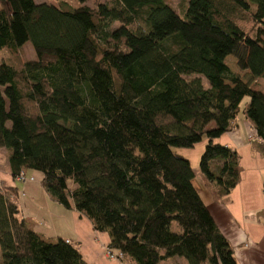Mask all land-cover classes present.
Listing matches in <instances>:
<instances>
[{
  "label": "trees",
  "instance_id": "trees-1",
  "mask_svg": "<svg viewBox=\"0 0 264 264\" xmlns=\"http://www.w3.org/2000/svg\"><path fill=\"white\" fill-rule=\"evenodd\" d=\"M58 2L0 0V50L29 42L36 57L0 63V149L11 176L40 172L49 199L107 232L120 261L237 264L173 148L206 140L198 170L217 203L240 166L212 141L239 113L264 156V91L225 63L231 56L264 79V0H182L178 10L169 0ZM112 22L120 27L109 30ZM0 263L86 264L68 242L28 229L1 192Z\"/></svg>",
  "mask_w": 264,
  "mask_h": 264
},
{
  "label": "crops",
  "instance_id": "crops-1",
  "mask_svg": "<svg viewBox=\"0 0 264 264\" xmlns=\"http://www.w3.org/2000/svg\"><path fill=\"white\" fill-rule=\"evenodd\" d=\"M212 142L237 153L239 182L229 192L226 203L215 202L202 182L205 192L197 193L231 246L236 263L264 264V156L258 148L260 141L239 113L231 130ZM203 149L195 144L189 151L202 153ZM41 178L38 171H24L22 179L12 177L6 152L0 149V192L17 205L28 229L46 241L61 238L68 242L86 264H132L127 258H107L104 252L110 241L108 233L95 231L79 212L52 204L40 184ZM174 262L180 263L178 259L168 263Z\"/></svg>",
  "mask_w": 264,
  "mask_h": 264
},
{
  "label": "rangeland",
  "instance_id": "rangeland-1",
  "mask_svg": "<svg viewBox=\"0 0 264 264\" xmlns=\"http://www.w3.org/2000/svg\"><path fill=\"white\" fill-rule=\"evenodd\" d=\"M34 1L36 3L46 2L49 4H53L55 6H57L59 3L58 2L59 0H34ZM181 1L182 0H169V4L171 5L172 8H174L175 10H178L179 7H177V6H179L178 4H180ZM86 4L91 6V1H87ZM119 27H120V25L117 22H112L109 24L108 29L114 30V29H117ZM34 59H36L35 53H34L32 47H31V44L29 42H26L25 44H23L20 48H18L13 53L7 49H1L0 50V63H6V64L13 65V66H19L20 64H22L26 60H34ZM225 63L227 66H229V68L232 71L236 72L243 81L247 82L251 89L264 91V79L263 78H259V79L253 78L254 79L253 80L247 71H239L236 67L235 59L231 56H229L225 59ZM247 99L248 98H244L241 101V103H240L241 109H242L244 102H246ZM205 142H206V140L198 143V146H200L201 149H203ZM173 152L182 158H185V159L189 158L191 168L193 169V171L195 173V178L193 179V186L197 192L204 193L205 189L202 187V183H201L202 179H201V175H200L199 170H198V161H199V157H200L201 153L196 152V151H189V149H178V148H173ZM50 202H52V204L55 203V202L53 203V201H50ZM105 256H106V254H105Z\"/></svg>",
  "mask_w": 264,
  "mask_h": 264
},
{
  "label": "built area",
  "instance_id": "built-area-1",
  "mask_svg": "<svg viewBox=\"0 0 264 264\" xmlns=\"http://www.w3.org/2000/svg\"><path fill=\"white\" fill-rule=\"evenodd\" d=\"M105 254H106L107 258L112 259V260H119L121 258L120 254H115V253L111 252L110 250H108L107 248H105Z\"/></svg>",
  "mask_w": 264,
  "mask_h": 264
}]
</instances>
